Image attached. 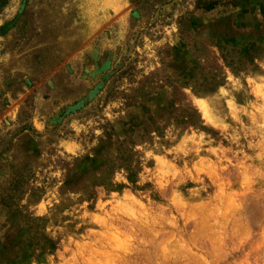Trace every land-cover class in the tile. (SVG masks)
<instances>
[{
	"label": "rangeland",
	"instance_id": "374dc122",
	"mask_svg": "<svg viewBox=\"0 0 264 264\" xmlns=\"http://www.w3.org/2000/svg\"><path fill=\"white\" fill-rule=\"evenodd\" d=\"M0 264H264V0H0Z\"/></svg>",
	"mask_w": 264,
	"mask_h": 264
}]
</instances>
